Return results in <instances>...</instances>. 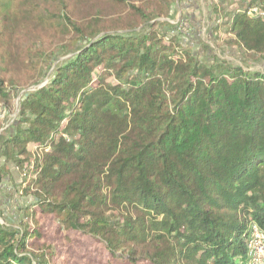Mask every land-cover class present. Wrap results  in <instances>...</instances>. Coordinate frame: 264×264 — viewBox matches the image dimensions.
<instances>
[{"label": "trees", "instance_id": "1", "mask_svg": "<svg viewBox=\"0 0 264 264\" xmlns=\"http://www.w3.org/2000/svg\"><path fill=\"white\" fill-rule=\"evenodd\" d=\"M94 1L44 0L37 17L56 42L25 55L48 79L0 133V181L13 182V165L28 199L17 223L0 222V264H55L46 215L131 264H251L252 226L264 232V68L250 65L264 64V0H211L212 41L198 50L162 21L174 0H109L110 20ZM84 3L97 17L56 12ZM10 4L0 112L18 83ZM224 46L240 57L210 55Z\"/></svg>", "mask_w": 264, "mask_h": 264}, {"label": "rangeland", "instance_id": "2", "mask_svg": "<svg viewBox=\"0 0 264 264\" xmlns=\"http://www.w3.org/2000/svg\"><path fill=\"white\" fill-rule=\"evenodd\" d=\"M2 1L7 5L11 2V13L13 16L20 17V24L17 32L13 35L15 37V45L10 49L15 54L16 63L7 65L8 70L11 72V75L7 77H11L18 83L11 84L12 86H16V89H11V104L0 112V133L15 120L19 102L25 93L34 90L39 85L45 84L48 79L46 75H40L41 65L33 67L34 65L29 60H25V55L30 50L35 51L33 45L37 42V39L42 43V47L47 49L51 48L56 42H53L55 39L54 32L49 30L51 21H44L45 25L41 24L37 26V17L39 15H46L44 0H0V2ZM146 1L150 0H128L127 3L129 6L133 4L139 6ZM94 3L100 5L101 8H105L103 14L98 18L110 20L120 16L119 13L111 12L109 8L111 3L109 0H95ZM210 11L211 0H174L171 17L163 19L162 21L169 20L175 26V31L179 30L181 32L183 41L198 50L201 48L200 44L202 41H212L209 37V28L214 21L209 16ZM30 12L34 17L30 16ZM56 12L62 16H66L65 13H69L70 17L78 22L82 21L77 19V17H83L85 20H91L97 17L90 10V4L86 3L82 4L79 10L74 11L73 14L66 10H57ZM4 24L3 18L0 17V42L6 36ZM66 42L67 40L64 41V43ZM61 45L62 43H58L54 47L57 48ZM0 53H3V50ZM209 53L213 56H223L232 60L240 57L237 50L228 48L227 46L222 47V50L214 47ZM202 57L207 59L204 55ZM250 65L253 68H264L263 63L254 60L250 61ZM6 112L9 114L10 122L8 124L6 123L7 125L2 128V124L7 116L5 114ZM2 163L3 160L0 158V166ZM10 167L13 173V182L8 179L0 181V197L3 202L0 207V212L2 211V214H0V222L8 224L17 223L21 215L20 208L28 203V199L21 198L15 187L20 182L18 171L11 164ZM40 231L43 236V241L53 245L56 250L53 259L55 264H131L111 256L100 242L89 238L83 233L63 231L52 215L43 216Z\"/></svg>", "mask_w": 264, "mask_h": 264}, {"label": "built area", "instance_id": "3", "mask_svg": "<svg viewBox=\"0 0 264 264\" xmlns=\"http://www.w3.org/2000/svg\"><path fill=\"white\" fill-rule=\"evenodd\" d=\"M247 246L250 263L264 264V232L256 224L252 226Z\"/></svg>", "mask_w": 264, "mask_h": 264}, {"label": "water", "instance_id": "4", "mask_svg": "<svg viewBox=\"0 0 264 264\" xmlns=\"http://www.w3.org/2000/svg\"><path fill=\"white\" fill-rule=\"evenodd\" d=\"M29 92H30V91H27V92L25 93L24 97H26V96L28 95Z\"/></svg>", "mask_w": 264, "mask_h": 264}]
</instances>
